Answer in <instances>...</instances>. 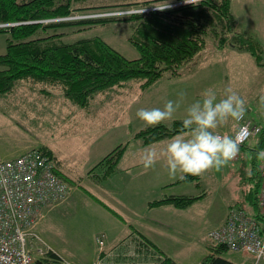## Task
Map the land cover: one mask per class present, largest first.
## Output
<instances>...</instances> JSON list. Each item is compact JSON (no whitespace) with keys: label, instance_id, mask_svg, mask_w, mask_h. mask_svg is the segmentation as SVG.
<instances>
[{"label":"rangeland","instance_id":"374dc122","mask_svg":"<svg viewBox=\"0 0 264 264\" xmlns=\"http://www.w3.org/2000/svg\"><path fill=\"white\" fill-rule=\"evenodd\" d=\"M142 1L144 0H81L73 3L70 16L42 20V22L104 18L124 11L131 14L132 10H141L132 14H147L145 10L151 6L135 4ZM122 3L133 5L129 8L118 6ZM167 4H170V1L164 3ZM164 5L158 6L165 7ZM232 10L242 21L244 25L242 27H253L255 30L262 27L258 31L264 42V0L238 1L236 5L233 4ZM10 25L15 26L14 24L3 26ZM133 26L132 23L109 22L82 31H80L81 27H69L59 29L56 33L63 35L61 39L65 43L100 37L126 58L136 59L139 57V52L128 40L133 33ZM53 33H55L53 30H49V34ZM40 35L44 36V34ZM213 43V41L209 42V46L214 47ZM192 62L181 69V75L166 76L145 91L140 89V81H131L123 86L111 88L96 95L87 108L73 104L57 89L50 88V94L45 95L41 92L43 86L33 82H19L13 93L0 95V157L15 159L28 151L46 148L62 162L63 175L70 180V182L66 180L69 186L67 198L58 205L54 204L46 208L33 229L37 237L30 238V249L35 261L44 257V253L47 254L48 250L55 252L67 264H111L103 260L104 254H109L108 251L112 250L108 247L103 233L109 235L114 227H117L118 231L116 229L112 232L114 235L122 228L125 219L130 221L132 217L136 218L137 215L131 212V205L136 206L138 215H143L144 211L138 210L137 207L141 205L144 208L146 194L150 198H158L161 195L157 189L144 192L149 180L142 179L145 176L141 175L142 173L138 177L139 171L134 177L113 173L107 177L110 180L107 183H104L106 179L103 183L96 182L91 176V170L96 164L119 145H128L130 161H133V156H137L138 150L141 149L136 134L148 127L136 116L139 109L163 108L168 100L179 101L178 94L183 91L185 96L180 101V108L172 120L163 123L171 125L179 117L186 116L187 107L201 99V93L205 89L213 88L220 98L225 89L231 87L246 100V118L264 126V107L259 103L260 96L264 95V82L258 81L260 78L256 77L262 70L258 68L251 54L239 53L228 48L226 53L210 58L196 57ZM237 124V121L229 120L218 129L229 131ZM257 142L258 138L251 137L245 145L247 148H240L238 157L228 166L220 171L212 170L215 177L218 176L216 180L210 177L209 180L200 181L199 187L196 182L191 181L174 188L177 193L196 195L204 191L207 192L208 197L188 209L187 220L192 219L195 223L194 233L177 230V239L181 241L180 244H171L173 250L178 252L179 249L186 247L190 237L198 238V243L211 240L210 231L220 222L231 199L235 200L237 197L236 190L239 179H242L240 172L245 166L244 160L252 158L254 161L257 160L256 151L251 150L255 148ZM258 162L260 174L261 161ZM96 172L102 174V170L97 169ZM209 173L212 174L211 171ZM149 184L151 182H148ZM261 188L262 178L260 187H256L260 189L259 194ZM76 192H81L79 197H73L69 201ZM232 196L234 197L231 198ZM95 197L123 219H119L99 204ZM68 201L66 207H63ZM247 209L251 211L250 215L256 216L259 213L256 207L247 206ZM261 212L264 215L262 209ZM261 224L264 227L263 220ZM99 239H104V248H101ZM124 241L119 242L116 247L128 246ZM137 242L141 250L151 253L154 257L159 256L151 252L153 247L148 245L145 239H139ZM195 248H200V245H196ZM132 251L139 250L132 249ZM130 256L138 257L133 252ZM225 256L239 258L237 253L231 251H227ZM256 260H258L256 264H264V257ZM127 263L129 262H123V264Z\"/></svg>","mask_w":264,"mask_h":264},{"label":"trees","instance_id":"16d2710c","mask_svg":"<svg viewBox=\"0 0 264 264\" xmlns=\"http://www.w3.org/2000/svg\"><path fill=\"white\" fill-rule=\"evenodd\" d=\"M77 1L81 0H0V25H15L0 27V34L7 35V50L0 54V95L13 93L19 82H33L43 86L41 92L45 95L50 94V88L57 89L73 104L87 108L96 95L123 86L127 82L140 81V89L145 91L166 76L181 75V69L206 50L211 41L218 50L231 46L251 54L256 63L264 68V47L253 34L238 29L236 17L232 12V0H202L195 5L183 4L164 10H153L147 14L131 13L78 21L42 22L70 16L73 3ZM168 1L171 4L180 0H144L135 4L153 7L164 5ZM132 5L122 3L118 6L129 8ZM109 22L134 25L128 40L138 50V58H126L100 37L65 43L61 39L63 35L56 33L59 29L69 27H81L82 31ZM49 30L55 33L49 34ZM182 121L175 120L171 125L162 123L154 127L148 126L139 131L136 138L144 145L172 138L183 131ZM262 128L261 133L256 136L258 143L253 149L256 152L264 149V126ZM127 148L128 145H119L110 151L91 170L93 179L102 182L116 173ZM34 150L53 161L57 175L70 182L63 175L62 162L51 150ZM97 169L102 170V174H98ZM257 178V186L260 187V174ZM191 181L200 186L199 176L178 179L173 185ZM255 192L252 206L258 208L259 213L254 217L264 221L260 204L257 202L259 197H255L258 189ZM205 196L207 193L204 191L197 195H168L151 201L149 207L171 205L185 209ZM95 200L119 219H123L103 201L96 197ZM211 242L210 252L200 264H237L224 257L230 250L226 244H218L212 240ZM147 244L150 245L148 242ZM35 264L67 263L55 252L48 251L44 257L37 259ZM155 264L178 263L172 258L164 257Z\"/></svg>","mask_w":264,"mask_h":264},{"label":"crops","instance_id":"0c3cea01","mask_svg":"<svg viewBox=\"0 0 264 264\" xmlns=\"http://www.w3.org/2000/svg\"><path fill=\"white\" fill-rule=\"evenodd\" d=\"M238 1L242 2V0H232V6L234 3L236 5ZM232 12L234 16L236 17L238 29L244 30V31H247L253 34L262 43L264 47V42L262 41L261 34L258 31L262 27H260L258 30H255L253 27L252 28L247 27V26L242 27L244 25H242V21L239 19V16L233 10ZM228 48H232L234 51L239 52V53H246V52L238 51L237 49H234L231 46H226L222 50H218L215 47L209 46L206 50H204L197 57L198 58L200 56L203 58L205 56L209 58L214 57L217 54L226 53ZM6 50H7V35L0 34V54H4ZM213 51H215V53ZM256 65L258 66V68L262 70L260 72L261 74H259L256 77L260 78L258 81H261L263 83L264 82V68L260 67L257 63ZM183 119L184 117H179L176 120H183ZM247 119L251 120L250 118H247ZM254 124H257V123H254ZM237 125L232 130H229V131H226V129H223L225 130L223 131L222 128L220 130L218 129L217 133H224V134L226 133L229 136L234 137V135L236 134L238 130ZM258 125L263 126L261 123H259ZM170 139L171 138L164 139V140H161V141L149 144V145H144L140 140H137L140 143L139 146L141 149V150H138L137 156H133V161H130V156H128V151H127L124 157L122 158L121 162L119 163L116 173H115L116 175L124 174L127 177L130 175L134 177L136 174H138V171H139L138 177L142 173L141 175H145L142 177V179H146V180H149L148 182H151V184L149 185L147 182L144 192L150 191L151 189H154V190L157 189L159 191V194L161 192V195L158 198L157 197L150 198V197H147L148 194H146L145 197L147 199L144 201V208L141 207V205H139L140 207H137L138 210L144 211L143 215H138L137 210L135 209L136 206L131 205L132 206L131 212L132 213L134 212L137 215V217L136 216H135L136 218L132 217L130 221H127L125 219V221H123L124 225L123 224L121 225L122 227L120 228L121 231L119 230V232L114 233V235L112 234V232L116 229L118 231L117 227H114V230L109 235H107V233L105 232L103 233V235H105V238L107 239L108 247L112 248L110 252L108 251L109 254H104L103 256V260L106 263L117 264V263L129 262V263H137V264H155L159 260L166 257V258H172L178 264H200L203 258L210 252L209 245L212 243L211 240L202 241L201 243H198L197 242L198 238H194V237L192 238L190 237V239L186 243V247H184L183 249H179L178 252L175 251V249L174 250L172 249V245L180 244V241H181V239H177L178 238L177 230H184L185 232H189L191 234L194 233L195 223L193 222L192 219L188 221L187 218L189 215L188 209L194 206L195 204L185 209L175 208L174 206H171V205L154 207V208L149 207V203L151 201L163 198L168 195H191L190 193L175 192L174 188L177 187L178 185H173V184L179 178L177 177L176 179H173L169 176L168 170L166 167V162L163 158H160L153 167L147 170L140 163V160L142 157L141 153L144 154L145 149H155L159 153L166 146L167 142ZM244 148H247V146H244ZM253 149L251 148V150ZM238 161H240V159H238ZM244 165L245 166L241 168L242 170L240 172L242 175L241 176L242 179H239L240 182L238 183V186H237V190H236L237 197L235 199L236 201L231 199V201L229 202V205H227L226 206L227 208L224 210V213L220 219V222L213 229L223 224V222L227 218L229 210L232 207L242 208L246 210L248 213L249 212L251 213V211L247 209V206L252 207L253 202H254L253 196L256 193L255 191L257 190L256 183L258 181L257 176H259V162L257 160L254 161V158L246 159L244 160ZM249 168H251L253 171V175L251 177H249L246 172V170ZM61 170L64 173L63 165H61ZM211 172L212 174L208 172L207 174H204L203 176H199V180L206 181V180H209L210 177H213L212 179L216 180L218 176H216L217 177L216 178L214 171H211ZM217 174L218 173H216V175ZM243 177L245 178V180H243ZM107 181H110V180L106 179L104 183H107ZM100 183H103V181ZM100 183L99 184L95 183V184L101 185ZM259 190L260 189H258V192L255 196L257 197V199L259 197ZM163 192H164V195L162 196ZM79 193L81 192L73 193L69 201L73 197L74 198L79 197ZM229 195L231 196V194ZM207 197H208V194L203 199H201V201L206 199ZM233 197L234 196H232L231 198ZM69 201L63 207H66ZM173 220L174 222H171ZM138 238L140 240L145 239L150 244V246L153 247L151 252L157 253L159 254V256L154 257L152 256L151 253L145 252V250H141L140 244L139 242H137L139 240ZM122 240H125L124 243L128 246L117 248L116 245L119 244V242H121ZM196 245H200V248H195ZM132 249H137L139 251L137 252L132 251ZM132 252L138 255V257L130 256ZM231 252H234V251H231ZM235 253H237V256H239L238 259L235 257H226L225 254H224V257L237 264H256V262H258V260H256V258L252 255L244 254L241 252H235ZM95 258L93 259V261L95 260Z\"/></svg>","mask_w":264,"mask_h":264},{"label":"built area","instance_id":"2783aa9c","mask_svg":"<svg viewBox=\"0 0 264 264\" xmlns=\"http://www.w3.org/2000/svg\"><path fill=\"white\" fill-rule=\"evenodd\" d=\"M183 4L184 0H180L168 5L175 7ZM157 7L163 8L153 6L145 12L159 10ZM135 11L141 12L132 10L131 13ZM124 14L128 12H118L112 16ZM237 122L238 130L234 137L239 135L242 140L239 148L245 146L251 137L258 136L263 129L246 116ZM260 175L262 188L259 204L264 211V161L260 163ZM68 192L69 186L57 175L55 163L42 157L38 151H28L15 159L0 157V264H35L30 249V238L37 237L33 229L43 211L63 202ZM209 236L215 243L226 244L231 251L258 259L264 257V227L261 220L244 209L232 207L226 221L213 229ZM98 242L104 248V239Z\"/></svg>","mask_w":264,"mask_h":264},{"label":"clouds","instance_id":"9594fccd","mask_svg":"<svg viewBox=\"0 0 264 264\" xmlns=\"http://www.w3.org/2000/svg\"><path fill=\"white\" fill-rule=\"evenodd\" d=\"M184 3L195 5L198 0H184ZM166 7L157 8L164 10ZM178 95L179 101L168 100L163 108H141L136 116L150 127L170 121L180 108L185 93L181 91ZM259 103L264 107V95L260 96ZM246 111V100L231 87L226 88L220 98L213 88L205 89L201 99L187 107L183 131L174 135L159 153L155 149H145L140 163L147 170L163 158L169 176L182 180L187 176H203L212 170L220 171L239 155L242 140L239 135H221L216 130L229 120H242ZM255 158L264 161V149L256 152ZM246 172L249 177L253 175L251 168Z\"/></svg>","mask_w":264,"mask_h":264}]
</instances>
